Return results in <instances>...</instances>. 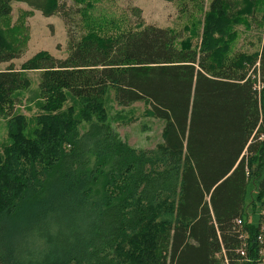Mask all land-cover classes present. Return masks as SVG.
Segmentation results:
<instances>
[{"label": "trees", "instance_id": "trees-1", "mask_svg": "<svg viewBox=\"0 0 264 264\" xmlns=\"http://www.w3.org/2000/svg\"><path fill=\"white\" fill-rule=\"evenodd\" d=\"M182 1L183 40L142 22L76 37L60 0H0L1 23L21 2L68 27L64 59L20 71L0 28V264H264V0H211L194 29L204 0ZM239 27L257 30L258 51L235 48ZM22 71L40 73L30 135L14 105ZM108 91L122 108L147 104L162 141L136 150L104 122L80 133L57 113L67 95L94 107ZM143 228L156 240L141 244Z\"/></svg>", "mask_w": 264, "mask_h": 264}, {"label": "rangeland", "instance_id": "rangeland-1", "mask_svg": "<svg viewBox=\"0 0 264 264\" xmlns=\"http://www.w3.org/2000/svg\"><path fill=\"white\" fill-rule=\"evenodd\" d=\"M210 1L204 0L203 8L199 7L196 11L192 9L194 12L192 29L197 20H203L206 5ZM238 1L241 5V1ZM60 2L65 3L72 12L85 9L77 15L69 13L72 24L70 30L76 37L92 30L113 33L123 26L136 25L137 22L172 29L182 37L180 40L188 36L185 26L190 24V14L181 13V10L185 8L178 3L183 2L182 0H84L79 5H76L73 0H60ZM11 7L10 16L4 23L0 21V28L9 29V33L14 31V35L9 34V38L12 44L21 51L19 58L11 62L14 69L20 71L25 62L43 53L56 59H64L67 56L68 27L64 25L60 16L54 15L46 18L40 11L21 2H14ZM187 7L190 8V5L187 4ZM184 15L186 16L181 17ZM238 30L239 38L235 48L248 54L258 51L260 46L257 30L255 28L245 30L243 27H239ZM197 32L200 34V28ZM192 42L193 46H197L198 42L195 39ZM8 66L9 63L0 64V72ZM21 73L30 85L26 90L15 94V112L25 116L27 121L25 135H30V131L35 127L36 117L40 116L37 109V105L42 103L38 88L40 73L36 71H22ZM101 102L99 106L88 107L80 100L67 95L57 113L69 115L77 123V130L80 133L86 130L91 122H104L122 142L136 150L153 149L162 141L163 122L148 116L147 104L138 102L122 108L116 104L111 91L106 93ZM6 124V119L0 118V154L3 146L8 144ZM141 231L136 236L138 238L136 239L142 242L141 244L156 240L150 238L149 228H143ZM166 231L163 230V233Z\"/></svg>", "mask_w": 264, "mask_h": 264}, {"label": "built area", "instance_id": "built-area-1", "mask_svg": "<svg viewBox=\"0 0 264 264\" xmlns=\"http://www.w3.org/2000/svg\"><path fill=\"white\" fill-rule=\"evenodd\" d=\"M238 223H239V221H238ZM243 254V253H242Z\"/></svg>", "mask_w": 264, "mask_h": 264}]
</instances>
